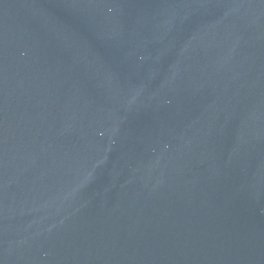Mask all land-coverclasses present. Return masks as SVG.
I'll return each mask as SVG.
<instances>
[{
	"label": "water",
	"instance_id": "obj_1",
	"mask_svg": "<svg viewBox=\"0 0 264 264\" xmlns=\"http://www.w3.org/2000/svg\"><path fill=\"white\" fill-rule=\"evenodd\" d=\"M0 264H264V0H0Z\"/></svg>",
	"mask_w": 264,
	"mask_h": 264
}]
</instances>
